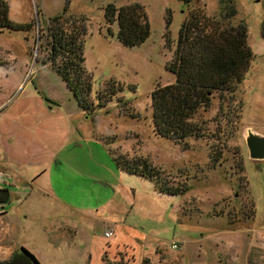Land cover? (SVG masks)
Wrapping results in <instances>:
<instances>
[{"label": "rangeland", "instance_id": "374dc122", "mask_svg": "<svg viewBox=\"0 0 264 264\" xmlns=\"http://www.w3.org/2000/svg\"><path fill=\"white\" fill-rule=\"evenodd\" d=\"M5 1L10 19L32 23L34 30L0 31V191L15 196L0 203V262L25 249L40 264H264V161L250 159L245 140L248 129L264 135V0H235V22L248 25L254 53L232 104L235 115L230 119L220 114L217 98L201 116L212 131L219 124L227 129L220 144L226 143L230 151L240 149L247 181L232 174L229 152L224 167L209 168L212 142L192 139V149L183 151L153 131L151 96L158 86L175 82L168 66L182 24L196 8L216 16L221 0ZM133 3L145 7L151 35L139 46L126 47L118 39V23H107L105 9ZM67 7L68 14L87 18L84 53L93 75L92 97L116 80L124 87L120 96L130 104L126 109H133L136 119L123 113L118 99L108 106V113L86 119L57 73L36 62L48 54L45 38L37 39L46 34L48 20ZM10 132L22 140L9 139ZM92 137L117 154L148 158L176 181L184 179L180 170L187 172L190 191L161 195L153 183L127 176L117 188L119 176L111 167L109 151ZM31 139L36 152L29 150L27 163L14 162L8 143L28 146ZM8 159L16 178L1 167ZM76 165L84 169L75 170ZM122 186L147 192L140 193L144 201L136 202L126 215L127 225L109 227L105 214L84 208L94 202L95 192L98 203L113 195L126 205L129 196L120 197ZM251 200L255 218L233 228L229 217L239 216ZM112 206L120 216L124 206ZM183 208L189 219L182 216ZM109 228L115 230L113 237L105 235Z\"/></svg>", "mask_w": 264, "mask_h": 264}, {"label": "trees", "instance_id": "16d2710c", "mask_svg": "<svg viewBox=\"0 0 264 264\" xmlns=\"http://www.w3.org/2000/svg\"><path fill=\"white\" fill-rule=\"evenodd\" d=\"M67 12L68 7L63 14L48 20L46 34L37 39L45 38L48 54L44 58H37L36 62L49 65L57 73L86 119L93 120L99 112L108 113V106L114 99L119 100L117 102L125 115L136 119L133 109H126L130 104L120 96L124 87L116 80L108 81L105 89L92 97L93 75L87 71L84 53V42L88 35L87 18L75 17ZM237 15L235 0H221L216 16H210L200 8L191 10L182 24L174 58L168 66V70L175 75V82L158 86L152 93V123L156 136L173 142L183 151L192 149V139L212 142L209 147L210 169L224 167L226 153H231L232 174L247 181L240 149L230 151L226 143L220 144L227 129L220 128L219 124L217 130L212 131L209 121L201 117L213 108L217 98L221 104L220 114L225 113L231 119L236 113L232 104L254 60L248 43V25L244 21L236 23ZM105 18L109 25L118 23V39L126 47L139 46L151 35L148 14L140 3L122 7L110 4L105 9ZM3 30L29 33L34 30V25L12 21L8 2L0 0V31ZM226 103L230 109L228 113L224 109ZM110 154L121 173L153 183L158 194L183 196L190 191L192 178L183 170H180V174L184 175V179L176 181L175 177L154 166L148 158L130 157L113 151ZM5 192L0 191V199H3L1 194ZM248 204L250 207L243 206L239 216L236 215L234 219L229 217L233 228L240 221L255 218L254 202L251 200ZM187 212L185 208L181 212L185 219H189ZM23 252L27 259L20 257L5 264H39L35 256L28 251Z\"/></svg>", "mask_w": 264, "mask_h": 264}, {"label": "crops", "instance_id": "0c3cea01", "mask_svg": "<svg viewBox=\"0 0 264 264\" xmlns=\"http://www.w3.org/2000/svg\"><path fill=\"white\" fill-rule=\"evenodd\" d=\"M28 64V61L25 63V65ZM12 67V66H11ZM2 77H3V74H2ZM7 77V75H6ZM25 112V111H24ZM81 113L82 115H84L82 112H79ZM46 130L47 127H43L42 130ZM154 131V130H153ZM155 134V132H154ZM51 134H49L50 136ZM156 135V134H155ZM13 136V132H10L8 134V138L11 139V137ZM13 138H19L20 141L22 140L21 137L19 136H13ZM93 138V137H92ZM93 140L96 142V143H99V145L101 144V146H103V148L107 149L109 151V155H110V161H111V167L114 171V173L116 175L119 176V185H117L116 187L119 188L121 186V182L123 181V177L125 178L127 175L121 173L117 168L116 166L114 165V162L111 158V154L110 152L113 151V148L110 146V145H106L105 143L103 144L101 141H97L93 138ZM20 141H18V143H15L13 142L12 144H9L8 143V146L11 150H9L10 154L13 156V159H14V162L16 160H18V162H21V163H27L29 161L28 159V152L29 150H31V152H36V149H35V145H36V142L34 140H30V144L28 146H22L20 144ZM7 146V147H8ZM76 158H71L72 161H74ZM14 163H11L10 160L8 159L7 161L5 162H2L1 164V167L3 169H5V173L6 174H12L14 176V178H16L15 176V170H12L10 169L8 166L10 165H13ZM20 166V165H19ZM75 170H77V168L79 169H84L83 168H80V166L76 165L75 167ZM129 177V176H127ZM19 178V177H18ZM129 179V178H128ZM129 188H125L124 186H122L121 190H120V197L121 198H125V195L126 193L128 194V201L126 202V205H123L124 203H122L120 200H119V197L118 196H109L107 197L106 200L104 201H101L100 203H98V201H96L97 199H100L99 198V195L97 196V192L94 193V197L92 196V199L91 200H94V202H92L91 204H86V205H90L88 207H84L88 212H97L99 215L100 214H105L106 215V218H107V224L111 225L109 227H113L114 226H117L119 225L120 223L123 222L124 225H127L126 222H127V219L125 218L127 214H130L133 210V206L136 204V202L138 203H142L144 200L141 199V195L140 193L142 191L139 192V190H135L133 187H130L128 186ZM156 191V190H155ZM142 194H147L146 191H143ZM3 197V199H5L3 202H0L2 204H5V203H9L11 202V200L13 199V197L15 196H11L9 194V192H5L3 194H1V198ZM56 198V197H55ZM7 199V200H6ZM148 199L150 200L151 198L148 197ZM56 201L59 202V200H57V198L55 199ZM151 201V200H150ZM115 203L117 205V208L121 207V206H124L123 209L121 210V215L119 216V214H114V210H113V206L112 204ZM88 208V209H87ZM120 222V223H118ZM108 230V229H107Z\"/></svg>", "mask_w": 264, "mask_h": 264}, {"label": "water", "instance_id": "95a60500", "mask_svg": "<svg viewBox=\"0 0 264 264\" xmlns=\"http://www.w3.org/2000/svg\"><path fill=\"white\" fill-rule=\"evenodd\" d=\"M245 140L249 149L250 159L254 161H264V135L252 129H248Z\"/></svg>", "mask_w": 264, "mask_h": 264}, {"label": "flooded vegetation", "instance_id": "af4514ba", "mask_svg": "<svg viewBox=\"0 0 264 264\" xmlns=\"http://www.w3.org/2000/svg\"><path fill=\"white\" fill-rule=\"evenodd\" d=\"M4 201V199H0V202H3ZM23 250H25V249H21V251H18V252H15V254L11 257V259L10 260H8L7 262H5V263H11L12 261H14V259H17V258H25V259H27V256L25 255V252H23ZM25 251H27V250H25ZM5 263H1L0 262V264H5Z\"/></svg>", "mask_w": 264, "mask_h": 264}, {"label": "built area", "instance_id": "2783aa9c", "mask_svg": "<svg viewBox=\"0 0 264 264\" xmlns=\"http://www.w3.org/2000/svg\"><path fill=\"white\" fill-rule=\"evenodd\" d=\"M106 237H113L115 235V230L113 228H109L106 233H105ZM175 247H177L175 245Z\"/></svg>", "mask_w": 264, "mask_h": 264}]
</instances>
